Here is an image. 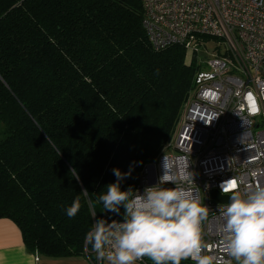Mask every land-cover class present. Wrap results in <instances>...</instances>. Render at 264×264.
<instances>
[{"label":"trees","instance_id":"obj_1","mask_svg":"<svg viewBox=\"0 0 264 264\" xmlns=\"http://www.w3.org/2000/svg\"><path fill=\"white\" fill-rule=\"evenodd\" d=\"M142 22L139 0H0V218L39 257L94 260L85 234L124 213L97 202L113 169L133 192L201 68L151 48Z\"/></svg>","mask_w":264,"mask_h":264},{"label":"built area","instance_id":"obj_2","mask_svg":"<svg viewBox=\"0 0 264 264\" xmlns=\"http://www.w3.org/2000/svg\"><path fill=\"white\" fill-rule=\"evenodd\" d=\"M139 1L154 50L181 45L192 56L202 41L219 46L206 60L209 70L197 71L166 146L140 169L133 195L159 184L166 167L175 183L162 187L184 188L209 208L204 254L236 264L219 244L223 219L217 208L225 203L214 201L211 191L223 194L220 185L232 181L242 195L264 186V0ZM93 254L91 262L100 264ZM137 264L152 263L145 257Z\"/></svg>","mask_w":264,"mask_h":264},{"label":"clouds","instance_id":"obj_3","mask_svg":"<svg viewBox=\"0 0 264 264\" xmlns=\"http://www.w3.org/2000/svg\"><path fill=\"white\" fill-rule=\"evenodd\" d=\"M113 174L117 182L107 185L97 202L115 215L123 206V219H97L85 234V244L91 246L96 261L137 264L146 257L152 264H181L188 259L194 264H220L216 257L204 254L202 225L209 208L184 188L162 187L175 183L166 167L159 184L139 195H133L131 188L121 190L120 181L130 173L113 169ZM220 187L223 194L230 193V201L217 208L223 219L220 246L236 264H264V186L257 184L246 195L235 181ZM80 208L77 196L65 209L66 215L73 218Z\"/></svg>","mask_w":264,"mask_h":264},{"label":"crops","instance_id":"obj_4","mask_svg":"<svg viewBox=\"0 0 264 264\" xmlns=\"http://www.w3.org/2000/svg\"><path fill=\"white\" fill-rule=\"evenodd\" d=\"M0 264H93L87 257L35 259L22 241L21 233L9 219L0 218Z\"/></svg>","mask_w":264,"mask_h":264},{"label":"rangeland","instance_id":"obj_5","mask_svg":"<svg viewBox=\"0 0 264 264\" xmlns=\"http://www.w3.org/2000/svg\"><path fill=\"white\" fill-rule=\"evenodd\" d=\"M217 41L209 40L202 41V44L198 47V53L195 54V59L197 63L201 65L202 71H208L209 67L206 65V60L211 58V56H215L218 49ZM221 51L224 50V46H221ZM190 57V56H189ZM151 262L150 260H148ZM152 263V262H151Z\"/></svg>","mask_w":264,"mask_h":264},{"label":"water","instance_id":"obj_6","mask_svg":"<svg viewBox=\"0 0 264 264\" xmlns=\"http://www.w3.org/2000/svg\"><path fill=\"white\" fill-rule=\"evenodd\" d=\"M211 197L213 198L214 201L218 203H228L230 201V197L228 195L220 194L217 190L211 191Z\"/></svg>","mask_w":264,"mask_h":264},{"label":"snow or ice","instance_id":"obj_7","mask_svg":"<svg viewBox=\"0 0 264 264\" xmlns=\"http://www.w3.org/2000/svg\"><path fill=\"white\" fill-rule=\"evenodd\" d=\"M253 110H255V108H253Z\"/></svg>","mask_w":264,"mask_h":264}]
</instances>
